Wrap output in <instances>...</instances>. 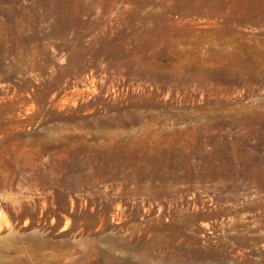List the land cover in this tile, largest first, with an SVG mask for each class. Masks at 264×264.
Returning a JSON list of instances; mask_svg holds the SVG:
<instances>
[{"label": "rangeland", "instance_id": "rangeland-1", "mask_svg": "<svg viewBox=\"0 0 264 264\" xmlns=\"http://www.w3.org/2000/svg\"><path fill=\"white\" fill-rule=\"evenodd\" d=\"M174 2L0 0V264H264V0Z\"/></svg>", "mask_w": 264, "mask_h": 264}, {"label": "bare ground", "instance_id": "bare-ground-1", "mask_svg": "<svg viewBox=\"0 0 264 264\" xmlns=\"http://www.w3.org/2000/svg\"><path fill=\"white\" fill-rule=\"evenodd\" d=\"M112 1V0H111ZM175 1V0H174ZM173 0H172V2H174ZM181 1V0H180ZM195 1V0H194ZM168 2V1H167ZM171 2V1H170ZM169 2V3H170ZM177 2V1H176ZM182 2H183V0H182ZM214 2V1H213ZM110 3V2H109ZM185 3V2H184ZM168 4V3H167ZM173 3H171V5H172ZM209 4V3H208ZM208 4H207V6H208ZM174 5H175V2H174ZM180 5V4H179ZM202 5V4H201ZM219 5V4H218ZM235 5V4H234ZM200 6V5H199ZM204 6V5H203ZM212 6V5H211ZM217 6V5H216ZM170 7V6H169ZM173 7V6H172ZM183 7V6H182ZM209 7H210V5H209ZM214 7V6H213ZM231 7V6H230ZM171 8V7H170ZM235 8V7H234ZM239 7H237V9H238ZM178 9V8H177ZM202 9H203V7H202ZM230 9H232V8H230ZM184 10V9H183ZM207 10H209V9H207ZM201 11V10H200ZM216 11H217V9H216ZM198 12V14H199V10H196L195 8L194 9H192L191 11H190V14L191 15H193V14H195V13H197ZM207 13H209V11H206ZM219 12V11H218ZM222 12V11H221ZM182 13V12H181ZM201 14H202V12H201ZM218 14V13H217ZM222 14V13H221ZM227 15H228V13H227ZM232 15V14H231ZM188 16V15H187ZM190 17V16H189ZM199 17H210L209 16V14H205V15H201V16H199ZM226 17H228V16H226ZM233 17V16H232ZM200 18V19H201ZM223 18V17H222ZM229 18V17H228ZM180 19H182V18H180ZM179 19V20H180ZM209 21V20H208ZM214 21V20H213ZM151 22V21H150ZM152 23V22H151ZM155 23V22H154ZM158 23V22H157ZM194 23V22H193ZM211 23V22H210ZM217 23V22H216ZM219 23V22H218ZM239 23V22H238ZM232 26V25H231ZM234 27V26H233ZM159 28H160V26H159ZM230 29V28H229ZM155 30V29H154ZM162 31V30H161ZM236 31V30H235ZM233 32V31H232ZM20 34V33H19ZM155 34H156V30H155ZM16 39V38H15ZM232 44V43H231ZM222 45H223V43H222ZM226 45V44H225ZM209 47V46H208ZM226 47H228V46H226ZM210 48V47H209ZM208 48V49H209ZM212 48V47H211ZM215 50V49H214ZM219 51V50H218ZM226 58V57H225ZM12 114V113H11ZM146 263V262H145ZM203 264V263H202Z\"/></svg>", "mask_w": 264, "mask_h": 264}]
</instances>
